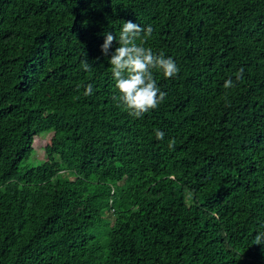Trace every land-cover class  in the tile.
I'll return each instance as SVG.
<instances>
[{
	"label": "trees",
	"instance_id": "obj_1",
	"mask_svg": "<svg viewBox=\"0 0 264 264\" xmlns=\"http://www.w3.org/2000/svg\"><path fill=\"white\" fill-rule=\"evenodd\" d=\"M128 20L180 69L142 119L101 52ZM261 232L264 0H0V264H264Z\"/></svg>",
	"mask_w": 264,
	"mask_h": 264
},
{
	"label": "clouds",
	"instance_id": "obj_2",
	"mask_svg": "<svg viewBox=\"0 0 264 264\" xmlns=\"http://www.w3.org/2000/svg\"><path fill=\"white\" fill-rule=\"evenodd\" d=\"M153 28L141 27L131 20L122 23L119 37L112 32L104 33V42L101 45V52L109 56V51L116 41L118 46L111 53L108 63L111 66L114 87L119 93L114 97L118 107H123L133 119H142L150 110L156 109L165 100L166 93L158 87L154 77V71L159 72L164 78H174L180 71L179 67L171 57H166L163 52L154 53L150 47H145L148 38L151 37ZM139 41V43H137ZM81 68L91 71L92 65L87 59L81 61ZM243 69L236 74V80L242 78ZM235 87L232 79L224 83L225 89ZM93 94V86L88 84L83 95L85 97ZM154 135L157 140H163L165 133L155 129ZM175 140L168 141L169 149L174 147ZM254 243H264V232L255 236Z\"/></svg>",
	"mask_w": 264,
	"mask_h": 264
},
{
	"label": "rangeland",
	"instance_id": "obj_3",
	"mask_svg": "<svg viewBox=\"0 0 264 264\" xmlns=\"http://www.w3.org/2000/svg\"><path fill=\"white\" fill-rule=\"evenodd\" d=\"M53 144L51 140V132H42L33 137L32 151L29 157L20 164V167L34 166L41 161L43 150L51 147Z\"/></svg>",
	"mask_w": 264,
	"mask_h": 264
}]
</instances>
